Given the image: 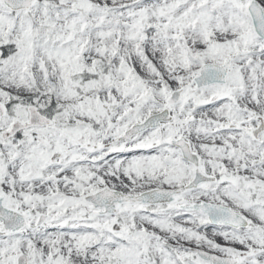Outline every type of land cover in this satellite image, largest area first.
Listing matches in <instances>:
<instances>
[{
	"label": "snow or ice",
	"instance_id": "6c2138e0",
	"mask_svg": "<svg viewBox=\"0 0 264 264\" xmlns=\"http://www.w3.org/2000/svg\"><path fill=\"white\" fill-rule=\"evenodd\" d=\"M0 264H264V0H0Z\"/></svg>",
	"mask_w": 264,
	"mask_h": 264
}]
</instances>
